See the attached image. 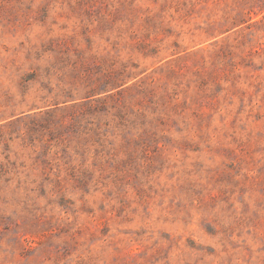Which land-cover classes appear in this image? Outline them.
Segmentation results:
<instances>
[{
  "label": "rangeland",
  "instance_id": "1",
  "mask_svg": "<svg viewBox=\"0 0 264 264\" xmlns=\"http://www.w3.org/2000/svg\"><path fill=\"white\" fill-rule=\"evenodd\" d=\"M0 264H264V0H0Z\"/></svg>",
  "mask_w": 264,
  "mask_h": 264
}]
</instances>
